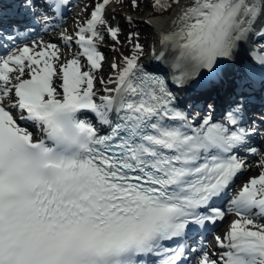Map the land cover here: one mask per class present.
<instances>
[{"label":"snow or ice","instance_id":"snow-or-ice-1","mask_svg":"<svg viewBox=\"0 0 264 264\" xmlns=\"http://www.w3.org/2000/svg\"><path fill=\"white\" fill-rule=\"evenodd\" d=\"M65 2L45 6L55 11ZM111 2L96 4L77 33L81 52L59 66L56 44L0 57V264H157L150 257L184 264L198 251L186 245L190 227L225 219L215 202L246 170L235 154L247 144L245 130H233L238 109L227 113V124L211 123L209 103L202 126H193L167 82L139 66L138 54L125 58L117 87L105 89L115 96L97 103L93 72L104 56L94 40L103 39L97 29L107 25ZM173 4L180 0L152 6L167 11ZM258 22L264 0H191L174 21L178 30L162 39L180 49L173 82L197 87L205 72L217 75ZM107 31L118 42L120 29ZM135 50L143 51L139 44ZM88 113L110 134L83 118ZM247 151L264 168V154ZM230 203L236 219L215 238L226 251L218 261L201 249L198 264H264V172Z\"/></svg>","mask_w":264,"mask_h":264},{"label":"bare ground","instance_id":"bare-ground-1","mask_svg":"<svg viewBox=\"0 0 264 264\" xmlns=\"http://www.w3.org/2000/svg\"><path fill=\"white\" fill-rule=\"evenodd\" d=\"M77 2L81 7L80 10L78 12L72 11L65 15L61 25L57 24L56 26L51 28V31H53L52 35L48 34L46 38H39L38 40L34 41V43L27 45L29 47L35 48L36 45L56 44L60 50L61 57V60L57 62V66H59V63L66 62L74 56L79 55V53L81 52L79 45L75 42L66 41L64 37L65 35L74 37L75 31H78L79 28L85 23V21L90 19L91 12L95 9L96 4L100 3L101 0H77ZM112 2L118 5L117 8L119 12L115 13L114 11H111L108 7H106L104 18L107 21V25L98 26L97 29L101 36H107L106 28L108 27V24H111V21H113L114 25L116 26L115 28H121V25L124 23V17H122L121 15L123 11L122 6L129 4L130 0H112ZM2 3L3 2L0 0V5ZM190 3L191 0H180V4L175 5L172 8L171 13L167 14L166 16H162L163 12L157 15H150L149 13L150 16L149 18L147 17V19H149L148 25L154 29V32L159 39V43L157 44L158 47L156 48L155 52L156 54L153 53V56L169 58L171 59L170 61L172 63L176 62L177 58L180 56V49L171 43H162V39L164 34H171L178 30L177 26L174 24V21H176V19L178 18V14L185 7L189 6ZM130 9L133 10V7L130 6ZM113 14L114 16H112ZM260 29H264V24L258 22L245 36V38L241 42H239L235 58L232 61L224 62L220 65V67L224 69L221 71L220 81L217 86L209 89L212 90L214 95L216 96L215 101L217 102V104L214 107H216L217 109L223 107L225 105V101L228 102L232 107H237L239 111H243L247 115H251L254 111L258 110V105L262 103V100L264 98V81L261 80V75L264 74V66H262L259 61L261 58H264V53L254 49L253 46L250 45L251 34L254 31ZM60 31H64L66 33H64L62 37H60V35L56 34ZM118 38L122 40L120 35H118ZM121 50L125 54V57L132 56L127 48L121 47ZM102 52L104 53V60L101 64V68L98 71L94 70L93 72L95 76L94 91L97 93L96 99L98 100V103L101 102L99 99V97L101 96H115V92H106L105 89H115L117 87V84L114 81L116 80L119 71H122L125 67V61H123L125 57L119 58V60L123 61L122 64L124 66L122 69H114L112 67L113 64H111L110 56L114 52L113 49L104 48ZM82 59L83 57H81V64ZM146 64L149 65L150 63ZM238 72H240V76L237 77L235 76V74ZM246 74L250 75L252 78L248 79ZM25 78H27V76ZM101 81H103V83H101ZM109 81L113 82L109 83ZM56 82L59 83V81ZM206 89L207 87H205L204 84L201 87L188 88L187 91L190 90V100L188 99V102L198 103V101L201 100L200 96L204 95L208 91H206ZM192 92L195 93L192 94ZM206 95V102L204 101V103L202 104V117L207 116V99H211L212 97V94H210V92H207ZM211 104H213V102ZM246 114H244L243 117ZM247 124L254 125L255 120L251 119L250 117V119L247 121ZM261 151L262 154H264V144L262 145ZM260 161L261 156L256 160V162L251 164L249 163V165L247 166L249 170H253L256 173L253 177L258 176L261 172H264V168L259 167ZM233 220V218L230 219V224ZM224 251L226 250H219L217 252V255H211V253L209 254L213 259L219 261Z\"/></svg>","mask_w":264,"mask_h":264},{"label":"rangeland","instance_id":"rangeland-1","mask_svg":"<svg viewBox=\"0 0 264 264\" xmlns=\"http://www.w3.org/2000/svg\"><path fill=\"white\" fill-rule=\"evenodd\" d=\"M135 4L136 6H133V0H130L129 4L127 5H123L122 6V17H124V23L121 25V28H120V37L122 38V40L118 39L120 44L125 46L129 51L133 52L135 50V41L133 40V38L127 33L129 32V25H130V21L129 19L130 18H136V19H139L141 20L142 22L144 21H148L149 19H147V17L149 18V13H153L155 14L156 11H154L155 9H153L152 7V2L151 1H147L145 4H141L139 3L137 0L135 1ZM175 4H173L174 6ZM130 6L133 7V10L130 9ZM109 9H111L112 11H114L115 13H118L119 10H118V5L114 4V3H111L109 6H107ZM145 8L143 13L142 11H138L140 10L141 8ZM80 10V6L77 8V11ZM140 12V13H139ZM163 11H158L157 14H160L162 13ZM114 16V14L112 15ZM142 24V23H141ZM140 24V25H141ZM108 26H111L113 28H115L116 26L114 25L113 21H111V24H108ZM149 29H148V33H149V40H154L158 43V39H157V36L154 32V29H152V27L148 26ZM106 33L108 35H110L107 31V28H106ZM111 36V35H110ZM125 39V40H124ZM151 40V41H152ZM150 43V42H149ZM152 43V42H151ZM150 45L147 47V50H146V55L149 54V51H153L154 50V47L156 49V45ZM120 44H117L116 42L112 45V46H108V45H105V49H109V48H112L113 49V53L111 54V64H115L116 60L121 58V57H125V54L122 52V50L120 49ZM154 46V47H153ZM103 55V54H102ZM117 66L118 69H122L123 68V64L122 63H118V64H115ZM260 156H255L253 161L251 163H254L256 162L257 159H259ZM256 173L253 171V170H249L247 173H246V177L243 181V183L245 182H248V180H250ZM233 218V217H232ZM235 219V218H233ZM230 225V219L228 218L227 221L225 222V227H228Z\"/></svg>","mask_w":264,"mask_h":264},{"label":"trees","instance_id":"trees-1","mask_svg":"<svg viewBox=\"0 0 264 264\" xmlns=\"http://www.w3.org/2000/svg\"><path fill=\"white\" fill-rule=\"evenodd\" d=\"M141 2V0H137ZM148 0H142V3L147 2ZM166 3H172V0H165ZM145 8H142V11H144ZM156 9V8H155ZM158 10V9H156ZM168 11V10H167ZM139 22H133L131 24V34L136 38L137 43L144 48L148 44V38H149V33H148V28L145 24H141ZM142 55V53H140Z\"/></svg>","mask_w":264,"mask_h":264}]
</instances>
